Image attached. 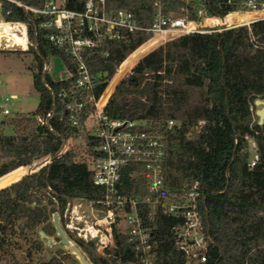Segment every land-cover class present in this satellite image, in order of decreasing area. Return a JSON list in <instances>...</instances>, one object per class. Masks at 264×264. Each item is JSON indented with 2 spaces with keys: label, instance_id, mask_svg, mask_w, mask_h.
<instances>
[{
  "label": "trees",
  "instance_id": "16d2710c",
  "mask_svg": "<svg viewBox=\"0 0 264 264\" xmlns=\"http://www.w3.org/2000/svg\"><path fill=\"white\" fill-rule=\"evenodd\" d=\"M19 1L36 7L45 2ZM85 1L66 3L81 10ZM107 3L113 10H133L142 27L152 24L154 0ZM0 5L3 12L10 10L7 21L27 23L29 49L17 52L35 55L36 62L29 68L40 95L33 112H18L4 121L13 133L0 132V252L18 248L21 240L28 243L29 255L42 250L40 231L49 236L57 233L53 223L57 212L67 237L93 264L136 260L134 242L118 226L113 227L115 246L107 248L106 256L98 253L96 241L67 227L69 202L82 198L90 208L100 210L105 197V189L94 182L89 167L98 140L88 133L75 144V133L98 101L106 102L103 111L110 119H144L155 130H162L168 119L182 122V128L168 138L164 183L173 192L196 182L200 186L199 209L210 241L207 261L201 264H264V124H258L251 109L255 99H264V20L219 32L186 34L161 46L174 34L150 39V32L138 30L122 40L106 42L87 54L95 77V101L75 94L74 99L84 104L76 113L68 109L74 103L69 92L74 78L57 81L43 69L48 54L74 66L37 28L41 18L7 0H0ZM182 7L180 0H164L165 14ZM62 90L68 91L65 98L59 96ZM200 119L207 122L203 133L193 130ZM250 138L259 153L253 168L248 165ZM61 149L64 152L58 155ZM49 155L56 157L49 161ZM33 163L35 171L26 174ZM131 170V166L124 170L122 193L145 194L146 176L131 175ZM150 214L155 215L149 228L157 264H186L170 232L173 220L146 207L144 219ZM70 255L74 254L58 250L39 264H64ZM9 264L27 263L12 255Z\"/></svg>",
  "mask_w": 264,
  "mask_h": 264
},
{
  "label": "built area",
  "instance_id": "2783aa9c",
  "mask_svg": "<svg viewBox=\"0 0 264 264\" xmlns=\"http://www.w3.org/2000/svg\"><path fill=\"white\" fill-rule=\"evenodd\" d=\"M7 1L41 18L37 28L43 31L44 38L65 54L69 63L74 66L71 68L60 56L48 54L49 58L45 60L43 69L57 81L74 78L69 90L74 103L69 104L68 109L76 113L83 110L84 104L74 99L75 94L81 93L86 99L95 101V77L89 71L87 54L91 50L101 48L106 42L122 40L138 30L150 32V39L165 33L174 34L164 39L159 45L161 46L186 34L219 32L239 26H250L253 22L264 20V0H180L183 7L169 14L164 13V0H154L155 11L149 27L139 25L133 10H113L108 6L107 0H86L81 10L68 8L66 0H45L41 7L31 6L19 0ZM8 14L10 10L3 12L0 5V18L3 22L21 25L26 36V47L15 51L28 50L30 43L27 23L7 21ZM233 14L247 15V18L229 21V16ZM208 19L217 21L207 22ZM34 48L38 49L37 43ZM108 54L104 53L105 56ZM55 60H58L61 66L57 74H54ZM67 94L68 91L62 90L59 96L65 98ZM14 98L13 94L2 98L3 114H10L8 102ZM97 102L95 101L91 113ZM103 110L104 108L100 110L92 127L85 134L91 133L98 140L96 154L90 158L89 167L93 172L94 182L105 189V197L101 201L102 208L98 210L102 215L91 220L92 229L80 226L83 220L76 218L74 214L75 199L69 202L67 214H70V219L67 227L76 231L80 237L96 241L98 253L106 256L109 254L107 248L115 246L113 227L120 223L125 224L126 228L122 231L130 236L137 252L136 260L132 264H157L154 254L156 248L149 228L150 224L155 222V215L150 214L144 219V209L152 207L163 217L173 220L170 232L176 249L186 256V264H201L207 261L210 241L199 209V184L196 182L181 191L173 192L166 188L164 183L168 138L170 133L182 128V122L168 119L162 130H155L147 120L110 119ZM50 115L48 113V116ZM206 124V120L200 119L193 130L203 133ZM84 136L75 144L80 143ZM249 144L251 156L248 165L253 168L259 160V153L252 138L249 139ZM63 152L61 149L57 154ZM130 166L131 175L146 176L145 194L129 196L122 193L120 183L125 168ZM100 231L103 234H98ZM82 232L86 234L82 235Z\"/></svg>",
  "mask_w": 264,
  "mask_h": 264
},
{
  "label": "rangeland",
  "instance_id": "374dc122",
  "mask_svg": "<svg viewBox=\"0 0 264 264\" xmlns=\"http://www.w3.org/2000/svg\"><path fill=\"white\" fill-rule=\"evenodd\" d=\"M17 51L19 50L0 49V132H4L5 134L13 133L12 126L4 122L7 121L8 117H12L18 112L30 114L36 109L40 100L39 92L34 87L33 71L29 68L31 63L36 62L35 55L33 53L19 54ZM48 58L49 57H46V60H48ZM55 64L54 74H57V72L61 70V66L58 60H55ZM12 94L15 95V98L8 102L10 114L5 115L2 113V108L4 107L2 98L9 97ZM259 107L258 105H253L251 109L255 113L256 109ZM254 119H258L256 114H254ZM53 156L54 155L49 156V160ZM33 171H35L34 163L31 166H27L26 174ZM86 214L89 215L88 212ZM79 225L92 229L91 222L86 223L83 220ZM118 227L124 230L126 225L120 223ZM84 234L86 233L82 232V235ZM98 234H103V232L100 231ZM40 237L44 243L42 250L36 252L31 251V255H29L28 243L25 242V240H21L20 242L22 245L19 243L18 248H9L8 252H0V264H9L12 255H15L17 259L27 264H39L40 261L49 260L58 253V250H62L65 253L69 252L68 247L60 242V237L57 233L51 236L40 234ZM71 242L74 243L73 241ZM64 264L81 263L77 255L74 254L65 259Z\"/></svg>",
  "mask_w": 264,
  "mask_h": 264
},
{
  "label": "bare ground",
  "instance_id": "6f19581e",
  "mask_svg": "<svg viewBox=\"0 0 264 264\" xmlns=\"http://www.w3.org/2000/svg\"><path fill=\"white\" fill-rule=\"evenodd\" d=\"M247 18V15L233 14L229 16V21H240ZM217 19H208L207 22H214ZM26 47V36L23 33L21 25L16 23L3 22L0 18V48L5 50H15ZM106 106V102L102 105L96 104L93 112L88 116L84 124L75 133L77 142L87 133L92 127L96 116ZM74 214L76 218L90 223L92 219H97L102 215L101 211L90 208L85 199L79 198L75 201ZM84 211V212H82ZM82 212V213H81ZM89 213L87 215L86 213Z\"/></svg>",
  "mask_w": 264,
  "mask_h": 264
},
{
  "label": "water",
  "instance_id": "95a60500",
  "mask_svg": "<svg viewBox=\"0 0 264 264\" xmlns=\"http://www.w3.org/2000/svg\"><path fill=\"white\" fill-rule=\"evenodd\" d=\"M145 57V56H144ZM143 57V58H144ZM143 58H141L140 60H139V62L143 59ZM138 62V63H139ZM137 63V64H138ZM136 64V65H137ZM135 65V66H136ZM134 66V67H135ZM133 67V68H134ZM132 68V69H133ZM131 69V70H132ZM130 70V71H131ZM129 71V72H130ZM254 103H255V105H258V106H260L259 108H257L256 109V115L258 116V124L259 125H262V124H264V99H261V98H257V99H255V101H254ZM56 156H54V157H52V159L53 158H55ZM53 223H54V226H55V229H56V231H57V234L59 235V237H60V242L63 244V245H65V246H67L68 247V250H69V253H72V254H76L77 255V258H78V260H79V262L81 263V264H93L87 257H86V255L81 251V249L75 244V243H72L71 242V240L67 237V235H66V233H65V230L63 229V227H62V225H61V223H60V219H59V215H58V213L57 212H55L54 214H53ZM40 234L41 235H44L45 233L43 232V231H40Z\"/></svg>",
  "mask_w": 264,
  "mask_h": 264
}]
</instances>
